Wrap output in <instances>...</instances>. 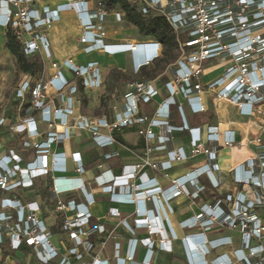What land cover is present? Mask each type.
I'll list each match as a JSON object with an SVG mask.
<instances>
[{
	"label": "built area",
	"instance_id": "obj_1",
	"mask_svg": "<svg viewBox=\"0 0 264 264\" xmlns=\"http://www.w3.org/2000/svg\"><path fill=\"white\" fill-rule=\"evenodd\" d=\"M47 1L0 0V27L12 31L26 57L41 55L54 71L43 76V61L35 74L20 72L14 88L24 116L8 125L10 132L20 135V148L0 151V264H20L18 253L23 250L29 253L22 255L34 256L36 264H109L97 257L84 260L94 247L90 236L106 231L104 224L91 223L90 211L95 196L103 193L136 206L133 224L118 208L108 211L124 228L123 232L113 228L108 237L128 239L124 257L119 256L120 243L114 244L115 264L133 262L138 245L146 248L139 264H155V250L171 251L168 242L177 234L169 225L167 210L172 211L169 202L179 197L200 201L198 211L191 210L178 223L185 264H264V0H126L128 9L143 21L157 16L166 20L168 44L154 35L137 37L133 43L105 42L111 26L131 25L119 5L108 7L104 0ZM66 12H73L79 22V42L87 53L137 50V58L147 64L134 68L135 74L154 69L164 52L173 59L155 78L144 70L117 97L112 94L105 102L111 117L78 113L81 89L100 88L105 76L97 61L76 64L71 58L52 59L45 31ZM213 66L215 70L208 71ZM65 68L71 78L64 75ZM161 76L165 80L160 87L156 79ZM151 103L156 105L153 113L141 115V107ZM227 105L246 125H255V134L248 132L238 139L237 122L222 127L219 120L202 126H189L186 121V112L218 115ZM174 113L180 125L169 123ZM5 122L0 117V125ZM135 124L145 125L139 134L149 142L143 162L123 165L119 178L98 164L94 178H83L80 152H68L66 144L87 131L91 145L107 148L104 160L115 158L119 156L113 147L115 132ZM184 131L186 145L175 146L173 134ZM58 146L63 149L54 150ZM237 146L248 147L249 155L231 168L229 182L220 170L219 150ZM158 153H164L163 158L154 156ZM199 155L203 163L172 179L166 188L141 173L144 166L165 172ZM69 161L75 175H68ZM43 176H49V182L41 196L36 181ZM27 192H35L37 198L26 200ZM53 227L70 241L64 249L52 243ZM139 227L147 237L136 236ZM223 229L236 232L237 240L233 235L210 238ZM3 246L10 255L2 253Z\"/></svg>",
	"mask_w": 264,
	"mask_h": 264
},
{
	"label": "crops",
	"instance_id": "obj_2",
	"mask_svg": "<svg viewBox=\"0 0 264 264\" xmlns=\"http://www.w3.org/2000/svg\"><path fill=\"white\" fill-rule=\"evenodd\" d=\"M49 4H52V0L47 1ZM71 21V22H70ZM64 23H71L77 33V41L75 42V45L73 49L68 53H63V57H60V59L63 61L66 58H71L76 64H86L87 62L91 61H97L100 67V70L102 74L105 76V84L101 86L100 88H93V89H81V94H84V96L88 97L87 104L81 105L80 103V111L78 113H82L84 115H106L107 117H111V111L106 107L105 102L110 99L105 100L101 104L100 97L103 96V94H110L114 95L119 93L124 89V85L126 80L123 78L124 76L127 77L128 74H134V67L132 63V55L129 51L127 52H121L117 54H108L105 52H90L87 53L83 50V45L79 42V38L81 36V28L79 26V22L74 16L73 12H66L65 15L61 20H59L56 23L53 24H63ZM111 26L110 28H112ZM119 33V35H116V33ZM125 33L127 31H124ZM122 33L118 30H110L107 33L104 41L107 43H123V42H135L137 37H131L128 34ZM47 36L50 41V47H52V38L47 33ZM52 49V48H51ZM74 50V51H73ZM80 51L83 55L87 56V59L84 61H79L78 57H74L73 54L75 53L77 55V52ZM134 58L138 56L137 50L133 51ZM52 56H54L52 52ZM57 60V59H55ZM59 61V59L57 60ZM61 61V62H62ZM60 62V61H59ZM164 67L156 66L152 70H149L147 72V75L150 77L155 78L157 75V71H162ZM53 69H51L50 66H47L46 63L43 67V76L48 77L53 74ZM64 75L67 78H71L72 74L69 70L66 68L63 71ZM117 75L116 81H108V75ZM212 74H210L211 76ZM119 77V80L117 79ZM165 77L161 76L160 78H157V84L161 87L162 83L164 82ZM122 82V85H118V82ZM108 85L110 87H108ZM162 94H165V91L163 89ZM98 93V94H97ZM89 94H95V101L94 99L89 96ZM115 96V95H114ZM182 101V100H180ZM80 102V101H79ZM91 103V105H89ZM89 105V107H88ZM11 108V107H10ZM156 108V105L154 103H151L146 106L141 107V115L143 114H152L153 110ZM227 109L219 110L218 115L214 114H202V115H190L186 112V121L189 124V126H202L206 123H216V121L222 122V127H232V123L235 122L239 124H234V128L238 129L240 131V135H238V139L241 137L248 136V132H251V134H255V125L249 124L246 125L244 122V119L239 118L235 115L234 108L230 106H226ZM23 109V108H22ZM211 111H213L212 107L210 108ZM96 110H99V112H96ZM22 113H19V115L15 116L13 114V117L8 116L7 112L4 114V117L6 119L5 124L0 125V151L4 149H15L18 150L20 148V135L13 134L8 129V125L10 122H15L17 119L20 120L24 116L23 110H21ZM90 111H93L90 112ZM20 117V119H19ZM169 123L172 125H180L181 120L179 116L174 113L171 115V118L169 120ZM229 123V124H228ZM145 125H139L135 124L133 126L123 128L119 132H115V139L116 143L113 147L117 148L119 150V156L115 158H111L108 160H104L102 158V153L104 150H107L105 148L104 150L95 148L88 140V137L90 134L87 131H81L79 132V136H74L69 143L66 144V149L68 152H80L81 159L83 161V165L85 168V173L82 175L83 178L91 179L94 178L98 172H97V165L101 164L105 170H109L110 174L113 176L119 178L122 166L125 164H140L143 162V159L145 157V151L147 146L149 145V142L144 138V135L139 134V130L141 128H144ZM159 134H163V130L159 129ZM103 133H106L103 131ZM188 140V134L186 131L184 132H175L173 134V141L175 146L180 145H186ZM153 145V144H152ZM238 148L240 149L238 153H236L233 149ZM63 148L61 146H58L54 148L56 151H61ZM164 153H158L154 154V156L162 157ZM28 158L30 157V154H26ZM249 155V148L246 146H237L233 148H222L219 150V159L218 163L220 166L221 172L224 174L223 178H226L230 182V173L229 171L231 168L236 165L237 163L243 161L247 156ZM202 158L195 160L198 156L191 158L185 162H180L178 164H175L171 169L166 170L165 172H160L155 169H152L149 166H144L141 170V173L145 174L144 178H156L159 182V184L166 188L171 184V180L181 177L188 173L189 171L193 170L195 167L201 165L203 163V156L199 155ZM163 158V157H162ZM68 169L69 174L68 175H75L74 172V164L69 161L68 162ZM106 176H109V174H106ZM104 177V176H103ZM36 181V183L39 186V194L43 196L45 194V187L44 183L49 182V176H43L39 177ZM20 192H18V195ZM25 194L26 200H34L37 198L35 192H27ZM22 197V196H21ZM200 204L199 200H195L194 203H190L189 200H187L186 197H179L176 199H173L169 202V205L172 208V211L167 210V217L169 220V225L173 229V231L177 234L176 239L169 240L168 244L171 247L170 250H155L153 255V263L155 264H185L184 263V257H183V251L182 247L179 241V236L182 235L183 231H181L178 228V223L186 218H188L191 215V210L198 211V205ZM52 206V204H49ZM111 207H116L120 210L123 217L126 218V220L129 222V224H133V219L136 218L135 215V208L136 206L133 203H124V202H116L113 201L109 194L103 193L98 194L95 196V202L93 205L90 206V211L92 213V219L91 223H101L105 225V233L103 234H95L93 236H90V240L93 241L94 247L91 252L85 256L84 260L90 262L93 260V258L97 257L98 259L102 260H108L109 264H115V261L113 257L115 254V248L114 244L116 242L120 243V249H119V256L124 257L127 250V240H117L113 237H108L110 231L115 228L116 231H124L123 226L118 225L119 219L117 218H110L109 216V209ZM44 214L46 212H43ZM264 213V212H263ZM163 219L159 220L161 227L164 226ZM158 223V222H157ZM52 230L55 232L52 243L55 246H58L62 249L66 246L65 244H70V241H67L66 236L64 234H61L59 232L58 227H53ZM168 232L164 233V238H167L169 235ZM224 235H233L234 239L237 240L236 232H233L228 229L220 230L217 233L211 234L210 238L224 236ZM127 236V235H126ZM136 236L140 238L147 237L146 230L142 227H139L136 229ZM64 240V243H63ZM105 240V244L102 245L100 242ZM27 250H23V252H19L18 259L20 260V264H36L34 256L29 255H22V254H28ZM146 248L143 245H138L134 257L133 262H128L126 264H139L142 260V258L146 255ZM2 256H0L1 258ZM3 258V257H2ZM1 258V259H2Z\"/></svg>",
	"mask_w": 264,
	"mask_h": 264
},
{
	"label": "rangeland",
	"instance_id": "obj_3",
	"mask_svg": "<svg viewBox=\"0 0 264 264\" xmlns=\"http://www.w3.org/2000/svg\"><path fill=\"white\" fill-rule=\"evenodd\" d=\"M71 22V21H70ZM125 26H119V25H114L112 28H110V30H118L120 32H124L127 31L125 34H128L131 37H143L142 35H140L138 33V30L135 26L133 25H129L127 23L124 24ZM46 33H48V35L50 36V38H52V47H50V51L51 53L53 52L54 56L52 57L53 60L55 59H59V61L61 62L62 60L60 59V57H63V53L65 52H70L74 45L75 42L77 41V33L73 27V25L69 22L64 23L63 24H52V26L48 29H46L45 31ZM5 34L6 31L4 28L0 27V117L4 116L5 113L11 111L10 113H8V116L13 117V114L15 116L19 115V113H22L21 110L23 105L21 101H17V99L14 98L15 93H14V88L17 84L18 78H19V74H20V70L17 66V63L15 61L14 56L6 49L5 47V43H6V38H5ZM140 40V39H139ZM74 51V50H73ZM132 55V61L134 58V54L133 51L130 50L129 51ZM74 57H78V60L84 61L87 59V56L83 55L80 51L77 52V55L74 53L73 54ZM39 62H43V65L46 63L47 66H50L49 61L47 60H43V57L41 55H37L36 56ZM26 59H32L31 57H26ZM172 55L167 51L164 52L163 54V59H161V61L157 62L156 66H166V64H168L170 61H172ZM133 63V62H132ZM147 64V63H146ZM142 66H145L142 65ZM216 66H213L211 68L208 69V71L210 70H215ZM148 72L149 69L144 68L140 73L137 74H128L127 73V77L124 76L123 78L126 80L125 84L128 81H132L136 79V76L138 75H142L144 72L143 71ZM152 70V69H151ZM149 73V72H148ZM116 76L115 74L113 75H108V81H116ZM119 80V77L117 78ZM118 85H122V82H118ZM108 87H110L108 85ZM125 87V86H124ZM98 94V93H97ZM118 93L114 94L115 97H117ZM120 94V93H119ZM87 96V95H86ZM84 96V94H79L78 98L79 101L81 103V105H86L88 101V97ZM89 96H93L92 98L95 99V94H89ZM112 98L111 95L108 94H103V96L100 97V102L101 104L104 102V99H110ZM25 102H27V100H25ZM24 102V103H25ZM79 103V107L81 108ZM91 105V103L89 104ZM88 105V107H89ZM11 107V108H10ZM93 113V111H90ZM96 112H99V110H96ZM20 119V117H19ZM17 121V119L15 120V122ZM202 158L201 156H198L197 158H195V160ZM2 196V194H0V197Z\"/></svg>",
	"mask_w": 264,
	"mask_h": 264
},
{
	"label": "trees",
	"instance_id": "obj_4",
	"mask_svg": "<svg viewBox=\"0 0 264 264\" xmlns=\"http://www.w3.org/2000/svg\"><path fill=\"white\" fill-rule=\"evenodd\" d=\"M106 6L119 5L122 9L126 10V20L138 30V33L142 36L154 35L157 39L168 44L169 38H167L166 32L168 29L167 22L162 17H153L147 21H143L140 16L132 13L127 6L126 0H104ZM6 49L14 56L17 66L20 72L35 74L41 69V62L37 57L32 59H26L23 53L20 42L15 37L10 29L6 30L5 34ZM2 253L10 255V251L7 246H3Z\"/></svg>",
	"mask_w": 264,
	"mask_h": 264
},
{
	"label": "clouds",
	"instance_id": "obj_5",
	"mask_svg": "<svg viewBox=\"0 0 264 264\" xmlns=\"http://www.w3.org/2000/svg\"><path fill=\"white\" fill-rule=\"evenodd\" d=\"M133 51V50H132ZM146 60V59H145ZM145 60L142 59H138L137 57L135 59H133V67L134 68H139L142 65L146 64Z\"/></svg>",
	"mask_w": 264,
	"mask_h": 264
},
{
	"label": "bare ground",
	"instance_id": "obj_6",
	"mask_svg": "<svg viewBox=\"0 0 264 264\" xmlns=\"http://www.w3.org/2000/svg\"><path fill=\"white\" fill-rule=\"evenodd\" d=\"M233 150H234L236 153H238L240 149H238V148H234Z\"/></svg>",
	"mask_w": 264,
	"mask_h": 264
}]
</instances>
